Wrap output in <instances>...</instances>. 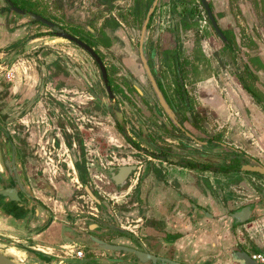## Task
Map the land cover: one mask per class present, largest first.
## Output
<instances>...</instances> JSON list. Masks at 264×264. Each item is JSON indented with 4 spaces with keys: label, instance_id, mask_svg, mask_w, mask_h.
Segmentation results:
<instances>
[{
    "label": "crops",
    "instance_id": "1",
    "mask_svg": "<svg viewBox=\"0 0 264 264\" xmlns=\"http://www.w3.org/2000/svg\"><path fill=\"white\" fill-rule=\"evenodd\" d=\"M208 1L217 14L227 0ZM9 16L0 6V78L10 84L7 95L6 91L0 94L1 120L9 125L6 128L14 134L16 145L27 154L25 182L31 198L18 193L21 199L16 201L0 195L2 252L19 263L31 262L36 258L29 256L27 250L34 249L51 256L45 261L36 259L39 264H51L57 259L60 262L63 250L68 244L76 243L84 229L75 218L77 202L84 198L78 191L82 188L88 197L94 196L87 185L89 171L92 168L102 171L107 167L112 181L111 168L136 165L131 173L136 179L132 185L119 187L114 183L116 189L107 193L116 208L107 211L106 203L97 202L106 213L101 211L103 215L88 222L87 229L91 226L92 231L100 232L98 229L107 224L116 230L123 229L133 236H125L124 245L133 246V241L137 240L151 253L185 264H242L241 250L264 256V200L257 197L247 200L243 206L250 205L252 215L245 222L233 223L224 202L232 196L235 185L220 175L228 166L218 165V171L210 167L219 160L208 148H204L206 152L197 153L200 164L181 161L189 149L178 144L177 139L182 134L200 145L218 143L209 136L188 130L176 108L173 109L172 99L170 104L179 124L161 112V105L156 107L160 122L170 125L173 133L161 132L152 138L142 134L148 149L142 145L136 149V143L125 132L117 131L113 121L112 126L106 128L105 117L93 120V115L88 123L87 117L83 122L75 120L81 131L80 139L70 122L61 128L60 122L68 114L58 113L55 101L60 99L69 116H75L71 108H75L72 99L76 98L65 94L55 96L69 91L73 47L31 24L10 34V28L24 20L7 27L5 19ZM216 18L224 30L223 36L217 32L212 37L203 36L199 52H185L195 57L196 67L194 76L183 75L181 97H193L199 105L216 114L226 134L227 143L221 144L226 147L225 151L233 154L231 158H239L238 163L243 166L254 160L264 165V32H261L264 22H260L262 28L259 29L256 20L238 21L229 10L226 16L220 14ZM34 30L39 35L31 32ZM29 32L31 35L25 36ZM15 44L23 49L19 50L15 62L4 65L1 60ZM208 61L209 72L201 75L202 63L206 66ZM59 72L64 73L63 80L61 75L53 79ZM59 80L63 83H58ZM87 100L88 96L81 95L75 103ZM137 122L142 125L141 120ZM1 124L4 127L3 122ZM10 124L15 127L11 129ZM162 141L170 144L161 147ZM109 155L115 156L117 164L107 158ZM218 184H225L222 191L216 187ZM128 220L133 221L129 229L124 226ZM91 258L98 261L91 262ZM111 258L113 260L90 256L86 260L83 257L78 264L85 261L125 264L121 256Z\"/></svg>",
    "mask_w": 264,
    "mask_h": 264
},
{
    "label": "rangeland",
    "instance_id": "2",
    "mask_svg": "<svg viewBox=\"0 0 264 264\" xmlns=\"http://www.w3.org/2000/svg\"><path fill=\"white\" fill-rule=\"evenodd\" d=\"M112 1V7H114V9L109 10L110 17L107 19L108 21L106 22L105 20L106 23L104 22V26L98 24L96 25L97 18L100 17V14L102 16V13L107 11L106 7H109ZM142 1L145 3L149 0ZM31 2L34 4H41L40 8H42V12L45 15L52 17V19L60 22V25H62L64 29H67L68 31L73 28L78 31L82 30L83 33H85L84 29H82L84 26L81 23L76 24L73 20L75 19L78 21H83V17L85 16L87 17L86 22L97 28V38L101 39L100 36H103L101 29L104 28L105 32L110 36L109 40H100L99 42L100 44L102 42L107 43L109 46L107 48L102 47L100 50L106 65H108L112 71L116 70L113 67H117V70L118 68L121 70L123 67L126 70H132L134 83L139 89V94H136L131 89H129L131 104H126V101L124 102L121 101L122 99H119V103L116 101L117 107L119 108L118 111L115 109V107L108 106L109 109L106 107L104 114L106 119V128L108 126H112V121L115 124V120L112 115L114 114L116 117V122L120 125V128L123 129V132L130 136L129 138L133 140V143H136L137 146H133L136 149H139L138 147L141 145L143 148L148 149L142 134H146L152 138L157 133L172 132L173 129L170 125L165 126L166 123L160 122V118L156 109V107L158 108L159 104L151 90L149 82L142 71L141 62L138 56H129V53L132 52L130 50L131 44L133 52L137 54L134 48H137L139 25H133L130 23L132 19L129 17V15L125 14V10L127 8H131L135 0H31ZM254 2L256 6H254ZM248 3H250L249 7ZM258 3H260V5ZM1 5H4L3 0H0V6ZM230 6H232V15H235L236 20H244L246 23L248 20H252V22H255L256 20L259 29L262 28L260 22H264V0H231ZM117 8L119 10H116ZM84 11H89L92 17H90V15L87 16ZM112 12L115 14V17L112 16ZM118 13H122L123 18H117L119 16ZM8 18L7 20L5 19V23H8L7 27H9V24L15 25L16 21L19 22L22 17L9 16ZM116 19H120L122 21L124 26L121 25V27L124 29L125 33L122 32L121 34L117 29L111 28L115 25ZM25 20L29 21L28 18ZM29 23L31 22L29 21ZM35 24L38 27L46 30L49 34H51V36H56L49 27L40 23ZM18 28L23 27L16 25L10 28V34L14 33V30ZM131 31L133 34L129 37ZM186 31L188 32L186 33ZM31 32L36 33L37 31L34 30ZM261 32L263 33L264 30L262 29ZM215 33L216 32L211 26L206 12L199 0H158L157 11L151 20L148 30L146 48L150 66L157 70L158 75L164 82V86L170 100H173L172 102L174 109L176 108L175 110L183 119V123L185 126H187V129L193 134L209 136L218 143L214 145L212 143L211 145H200L194 141H190L182 134H179L177 139L178 144L180 143V145H183L185 148L189 149L185 153L186 156L180 158L181 161L188 164H200L201 161L199 158H197V153L206 152L204 148H208L209 151L211 150L214 152L213 154H215L216 158L219 160L218 162L216 161L215 163H211L212 165H210V167H216V171H218V165L228 166L226 171L220 170L222 172L220 175L226 177L227 182H233L235 185V190L232 191L233 193H231L232 196H228L224 202V208L226 209V212L230 213L234 210H237L238 207L248 202L250 199L257 197L264 200V176L251 171L246 172L242 170H236L233 167L234 165H232L234 164V161L231 159L233 154L231 152L228 153L225 151L224 149L226 147L222 146L221 144L227 143L225 139L226 134L223 125L221 126L219 124L220 122H218L216 114L211 113L208 108L199 105L193 97H186V99L181 97V89L183 90L182 86L184 84L183 75L184 77L185 75L186 77L189 75L194 76V68L196 67L193 60L195 57L193 58V55H187L188 53L185 52L190 51L189 54L199 52V48L201 49L199 44L200 39L203 36L207 38L212 37V35H215ZM29 35H31L30 32L25 36ZM126 37L130 40V46L127 45L128 39ZM59 38L62 39V42H65L77 49L70 55L72 61L70 68L72 69L71 72H73V75L72 78L69 76V79L78 80L79 82L80 80H83L84 82H87L88 80L92 83V86L95 85L93 84V80L100 82L99 70L93 59L73 42H70L69 40L62 37ZM21 48L23 49V46L16 44L10 49L7 48L8 50L4 55L5 57L1 60L4 65H11L13 62H15ZM3 63L1 65H3ZM208 63L209 61L207 62L206 66L202 63L200 69L201 75L208 74L210 69V65H208ZM186 70H191V72L185 73ZM63 74L64 73H62L61 76H63ZM196 76H198V74H196ZM120 79L124 80L125 78L122 75ZM3 81L5 82L4 79L0 78V94L6 91L7 95V87L4 86ZM2 105L3 103L0 99V120L1 117H3ZM5 109L7 110L8 108L5 107ZM137 120H141L142 125H140ZM3 123L5 126H9L5 122ZM14 127V125L10 124L11 129ZM116 130L121 132L117 127ZM123 132L121 133L123 134ZM128 144L131 145L130 142ZM165 144L170 143L162 141L159 143V146L163 147L162 145ZM107 158L110 159L112 163L117 164V160L115 159L114 155H109ZM143 158H147V156H144ZM156 162H158V160H156ZM89 172L91 175L88 177V187L99 201L106 203L104 208L107 211L111 207V209L114 210L116 208L115 206L117 205H114L115 201L113 199H108L107 193H112L109 191H114L116 186L114 182L110 180L108 168L105 167L102 171L97 168H92ZM134 175V173L130 175V181L127 182V184L132 185V182L136 180ZM98 178H100V180ZM223 186H225V184L216 185L220 191H222ZM112 187L114 188L112 189ZM133 190L135 191V187ZM78 193L82 194L84 198L77 202L78 211H76L77 216L75 219L78 220V223L84 228L83 231L86 232L88 231V222L94 221V215L99 217L98 215H103L102 212H106L104 210L102 211V206L100 204H97L95 200L82 192V188L81 191H78ZM229 198L231 199L229 200ZM132 224L133 221L128 220L124 223V226L129 229L131 228ZM76 236L77 235H75V237ZM98 236L113 242L124 243L126 241L125 236L118 234L117 231L112 229L108 230L107 232L99 233ZM140 237L144 236L141 235ZM77 249L82 251V255L80 257L76 256L75 251ZM62 256L63 257L59 258L61 259L60 262L57 259V261L51 264H78V260L83 257L86 258L93 256L109 258L112 256L116 258L120 257L121 254L119 252H113L109 255L100 249L92 248L89 243L84 244L80 241L68 244V248H65L62 252ZM124 263L127 264L129 262L125 261ZM20 264H39V262L34 259L31 262L21 261Z\"/></svg>",
    "mask_w": 264,
    "mask_h": 264
},
{
    "label": "flooded vegetation",
    "instance_id": "3",
    "mask_svg": "<svg viewBox=\"0 0 264 264\" xmlns=\"http://www.w3.org/2000/svg\"><path fill=\"white\" fill-rule=\"evenodd\" d=\"M11 1L18 8L24 10L25 15H21L14 10L8 11L7 10L8 5H7V2L5 0H3L4 5H1L2 10L8 11L10 13V16L22 17L21 19H23L24 21L20 24L21 27H24V25H28V24H31L33 26H37L35 23L43 24L39 20H35V19L31 18L29 16V13H33V14H36L38 16H41V17L51 21L53 24L59 26L63 31H65V32L69 33L70 35L74 36L75 38L79 39L84 44L88 45L91 48V50L99 57L102 65L104 67V72H103L100 68L99 63L96 61L95 57L91 54L90 50H87L84 47H82L81 45H78L77 43L69 40L70 42H73L75 45H77L80 49L84 50L88 54V56H90L93 59L94 63L96 64V66L98 67V70H99L100 82L98 81L99 82L98 83V82L93 80V84H95V85H93L95 87H93L92 83L88 80H87V82H84L83 80H80V82H79L78 80L70 79L71 81L69 83H67L68 87H69L68 88L69 91L65 90V91L59 92L58 94L55 95V96H60L61 94H65L66 96L76 98V99H72V100H74L73 103L75 105V108H71V107L70 108L72 111H74V115L75 116L77 115V116L76 117L73 116L72 118L69 116V113L67 112V108L64 106L62 101L60 99L59 100L54 99L56 101L57 107H58L57 112L62 113V115L68 114V117L63 116L64 119L60 122L61 128L64 129L65 123L70 122L69 125L73 128L74 133L76 134V136H79V138L81 139V137H80L81 131L79 130L78 125L75 123V120H78L79 122H83L84 118L87 117L88 120L86 119V122L88 123L89 120L91 119L90 115L94 116L93 120H95V118L102 120L105 117L104 114H105L106 107L107 108H108V106L109 107H115V109L117 111L119 110V108L117 107V104H116V101L118 103L120 102L119 99H122L121 101H124V102L126 101V104H131V97L129 94V89H131L136 94H139V89L137 88L136 84L134 83V76H133L132 70H126L124 67L121 68V70L119 68L117 70V67H113L116 70L112 71V69L109 68V66L106 65V63L104 62V58H103V55H102L100 50L102 47L107 48L109 46L107 43H103V42L100 44L99 41L100 40H102V41L109 40L110 36L105 32L103 27H102L103 29H101V33L103 36L102 37L100 36L101 39H99L96 37V35H97L96 29L97 28L95 26H93L92 24H88L86 22L87 17L85 16V17H83V21H78L75 19H73V20L76 24L81 23L84 26L82 29H84L86 34L83 33L82 30L78 31V30L73 29V28H71L68 31L67 29H64V27L62 25H60L61 24L60 22L52 19V17H50V16L45 15L41 10L42 8H40L41 4H34L31 2V0H18V1L17 0H11ZM230 1L231 0L225 1V4L223 5L222 9L217 14H216L215 10L212 9V7L209 3V6L211 8V11L214 15L215 20L217 19L216 17H218V15H220V14H222V16H226L228 14V10L232 14V10H231L232 6H230ZM152 2H153V0H149L145 3H143L142 0H135V2L132 4V7L127 8L125 10V14L129 15V17L132 19L130 21L131 24L139 25V35L137 38L138 39L137 48H134V50L137 52V54L133 52L132 44H131L130 50L132 52L129 53V56L130 57L138 56V58L141 62L142 71H143L147 81L150 84V87H151V90H152L154 96L156 97V94H155V92L152 88V85H151V83H150V81L146 75L145 69L143 67V64H142V61L140 58V53L142 52L144 54L145 58L147 59V62H148V52H147V48H146L147 35H148V30L150 27L151 20L157 11V4L155 5L152 13L149 16V20L147 22L146 31H145V35H144V41L142 43H140V37H141L143 21L147 16L149 7L151 6ZM200 3H201V1H200ZM23 4H27V5H23ZM258 4L260 5V3H258ZM21 5L25 6L27 8H22ZM112 5H113V1L109 7L104 6V7H106L107 11L102 13V16L100 14V17L97 18L96 25L98 24V25L104 26L103 24H104L105 20L107 22L108 21L107 19L110 17L109 10L114 9V7H112ZM201 5H202V3H201ZM254 6H256L255 2H254ZM202 7H203V5H202ZM116 10H119V9L117 8ZM84 12H85V14H87V16L90 15L89 11H84ZM118 15L119 16L117 18H123L122 13H118ZM112 16L115 17V14L113 12H112ZM90 17H92V15H90ZM26 18H28L31 23H29V21L25 20ZM216 22H217V20H216ZM43 25H45V24H43ZM121 25H123L122 21L120 19L119 20L116 19L115 25L111 28L117 29L121 34H122V32L125 33V31L121 27ZM45 26H47V25H45ZM47 27H49V26H47ZM218 27L223 33L224 30H222V27L219 25H218ZM38 28L40 29V27H38ZM49 28L53 31L54 35H56V33H55L56 30L52 27H49ZM44 33L49 34L47 31ZM132 34L133 33L131 31V33L129 34V37ZM34 35H39V33L36 32V33H34ZM127 45L130 46V40L129 39L127 41ZM76 50H77L76 48H73L74 52ZM148 65H149L150 71H151L152 75L154 76L155 81H156L161 93L163 94V96H164L165 100L167 101V103L169 104V106L172 108L173 106H171L172 103L170 104V98L166 92L164 82L162 81V79L158 75L157 70H155V68L150 66L149 62H148ZM71 73L73 75V72H71ZM103 73L105 74V77H104ZM61 74H62V72L61 73L59 72L58 74L55 73V75L53 76V79H57L58 76H60ZM122 75L125 78L124 80L120 79V77ZM60 77H62V76H60ZM63 78L64 77H62L61 79L63 80ZM57 82L63 83V81H60V80ZM9 85H10L9 82L8 83L6 81L4 82L5 87L8 88ZM81 95H84L86 97L88 96L89 100H87L85 103H77L76 104L75 102H76L77 98L80 97ZM156 100H157V98H156ZM13 106H14V104H12V107ZM55 107H56V105H55ZM15 109H17V108H15ZM19 110H21V109H19ZM51 111H52V108L49 109V112H51ZM161 112L164 114L163 108H161ZM112 115H113V118L115 119V127H117L118 130L123 132V129L120 128V125L116 122V117L114 116V114H112ZM71 121H73V122H71ZM2 122H4V121H2ZM2 122L0 120V188L14 187L17 194L21 193L23 196L31 198L30 190L28 189L26 182H25L26 181L25 173L27 172L26 171V163L27 162H25V161H26V155L27 154L24 152V149L22 147H18L16 145L14 134L11 132V130H8L6 128L7 125L5 126L4 123H3L4 127H2V124H1ZM243 207L244 206L242 205L240 208H238L235 211H238ZM96 219L97 218L94 215V220H96ZM98 230L101 233L103 231V229H100V228ZM100 232L96 231V233H98V234ZM115 252H119L121 254V260L123 262H125V260H126L130 263L132 260L135 259L134 255H129V253H127V252H122V251H115ZM117 259H120V258H117Z\"/></svg>",
    "mask_w": 264,
    "mask_h": 264
},
{
    "label": "water",
    "instance_id": "4",
    "mask_svg": "<svg viewBox=\"0 0 264 264\" xmlns=\"http://www.w3.org/2000/svg\"><path fill=\"white\" fill-rule=\"evenodd\" d=\"M5 1L7 2V5H8L7 6L8 11L14 10L21 15H25L24 10H22V9L18 8L16 5H14V3L11 0H5ZM157 1L158 0H153L151 6L149 7L147 16L143 21L140 43H142L144 41V35H145V31H146L147 22L149 20L150 14L152 13L155 5L157 4ZM200 1L203 5L205 11H206L207 18L210 21L212 27L220 36H223L221 30L218 27V24H217L215 18H214V15L211 11V8L209 6V1L208 0H200ZM29 16L35 20H39L41 23H43L49 27L54 28L56 30V32H55L56 36L63 37L67 40L73 41V42L77 43L78 45H81L85 49L90 50L91 54L95 57L96 61L99 63L101 70L104 72V67H103L99 57L91 50V48L88 45L84 44L79 39L75 38L74 36L70 35L69 33L65 32V31H63L59 26L53 24L51 21H49V20H47L41 16H38V15L33 14V13H29ZM140 58H141L143 67L145 69L146 75H147V77H148V79L152 85V88L156 94V98H157L158 103L162 106V108L164 109V112L170 118H172L174 120V122L179 124L175 118L174 110L169 106V104L165 100L163 94L161 93V91H160V89H159V87L155 81V78L150 71L147 59L145 58V56L142 52L140 53ZM104 77H105V74H104ZM231 159L233 160L234 157H232ZM136 167H137L136 165H122V166L116 167L115 169L111 168L110 172H111L112 181L117 186L124 187L127 184L129 176L131 175V173L136 170ZM240 169L245 170V171H251L253 173H257L259 175L264 176V165L261 163H258L255 160L252 161V163L244 164V166H243V164L240 165ZM0 195L7 196L10 198V200L18 201L21 199L20 196L17 194L14 187L0 188ZM92 198L96 202H99V200L97 198H95V196L92 195ZM252 212H253L252 207L250 205H246L238 211L231 212L230 216L233 220V223L239 224V223L245 222V220L250 218V216L252 215ZM102 226H103L102 232H107L108 230L112 229V230L119 232L122 236H126V237L132 236L129 232H127L123 229H117L116 230V228H112V226H109L108 224L102 225ZM79 234L81 235V238H79V240H76V242L81 241L84 244L89 243V245L92 248L100 249V250L104 251L105 253H108L109 255L115 251L127 252V253H129V255H134L135 259L131 261L133 264H185L182 262L175 261L169 257L160 256V255L151 253L140 243V241H137V240L133 241V246H129V245L127 246V245H124L123 242H113L110 240L100 238L97 235L98 233H96L95 231H92L91 226L89 227L88 231H86V232L82 231ZM27 252H28L29 256L38 259L39 262L49 260L51 257L48 254H45L39 250L28 249ZM239 255L243 259L242 264H261L260 262L255 260L250 254H248L244 250L239 251ZM111 257L112 256H110L109 258H103V259L113 260V258H111ZM116 260H118V259H116ZM0 264H20V263L15 261L14 259H12L11 257H9L8 255H6L4 252H2L0 250Z\"/></svg>",
    "mask_w": 264,
    "mask_h": 264
},
{
    "label": "trees",
    "instance_id": "5",
    "mask_svg": "<svg viewBox=\"0 0 264 264\" xmlns=\"http://www.w3.org/2000/svg\"><path fill=\"white\" fill-rule=\"evenodd\" d=\"M18 1V0H17ZM23 5H27V4H23ZM21 7L22 8H27V7H25V6H22L21 5ZM233 161H234V168L236 169V170H240V165H241V163L239 164L238 162H239V158H234L233 159ZM222 170H226V167H224ZM90 257H86V260L87 259H89ZM94 261H98V260H96V259H94V258H91V262H94ZM83 264H88V261H85Z\"/></svg>",
    "mask_w": 264,
    "mask_h": 264
},
{
    "label": "built area",
    "instance_id": "6",
    "mask_svg": "<svg viewBox=\"0 0 264 264\" xmlns=\"http://www.w3.org/2000/svg\"><path fill=\"white\" fill-rule=\"evenodd\" d=\"M76 256L80 257L82 255V251L81 250H76ZM255 260H257L258 262L264 264V256L261 254H252L251 255Z\"/></svg>",
    "mask_w": 264,
    "mask_h": 264
},
{
    "label": "bare ground",
    "instance_id": "7",
    "mask_svg": "<svg viewBox=\"0 0 264 264\" xmlns=\"http://www.w3.org/2000/svg\"><path fill=\"white\" fill-rule=\"evenodd\" d=\"M32 260H33V258H32Z\"/></svg>",
    "mask_w": 264,
    "mask_h": 264
}]
</instances>
